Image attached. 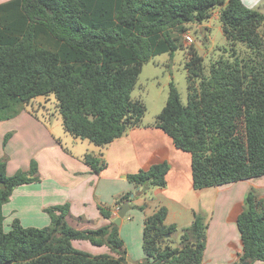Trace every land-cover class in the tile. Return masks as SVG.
Returning <instances> with one entry per match:
<instances>
[{"label":"trees","instance_id":"16d2710c","mask_svg":"<svg viewBox=\"0 0 264 264\" xmlns=\"http://www.w3.org/2000/svg\"><path fill=\"white\" fill-rule=\"evenodd\" d=\"M215 9L225 38L244 49L216 61L205 74L202 57L191 46L185 64L188 101L182 102L171 83L156 126L191 154L196 189L264 176V13L243 0L3 1L0 121L18 115L36 97L53 94L68 133L97 146L111 143L146 114L145 103L132 97L144 63L185 47L187 25H201ZM7 159L0 158V264H130L115 219L96 229H76L67 221L69 203L47 208L49 226L26 227L16 218L6 230L3 205L16 187L39 180L35 160L28 170L9 175ZM85 161L94 172L106 167L92 153ZM169 168L158 162L128 178L137 194L145 195L166 186ZM133 197L123 194L115 206ZM99 210L112 218L111 207ZM167 215L168 208L160 206L146 216L147 256L134 264H203L206 217L196 212L192 223L179 229L166 224ZM237 226L242 252L232 264L264 261V197L254 188L245 195ZM74 240L107 245L118 257L78 249Z\"/></svg>","mask_w":264,"mask_h":264},{"label":"crops","instance_id":"0c3cea01","mask_svg":"<svg viewBox=\"0 0 264 264\" xmlns=\"http://www.w3.org/2000/svg\"><path fill=\"white\" fill-rule=\"evenodd\" d=\"M243 1L264 13V0ZM46 110L30 112L25 107L15 117L0 121V140L11 133L10 143L14 144L7 152L8 174L11 170H28L35 160L39 177L37 181L16 187L3 205L6 230L16 218L26 227L49 226L51 216L47 208L65 203L70 204L67 221L71 226L80 230L96 229L117 218L116 199L132 193L130 209L119 225L130 264L147 256L143 248L144 221L160 206L168 208L166 224H175L179 229L189 226L196 212L207 216L203 264H232L238 260L242 252L238 216L249 189H256L264 197V176L196 189L191 154L178 148L173 139L156 126V119L147 121L144 116L122 136L105 146H97L87 139L72 136L64 129L62 120L58 118V122H53ZM86 153L100 156L106 161V167L94 172L85 161ZM163 161L170 166L166 186L150 188L145 195L137 194L139 188L129 180V175ZM100 205L112 208L111 219L101 214ZM73 244L92 254L109 253L118 257L107 245H93L88 240H74ZM254 264H264V261Z\"/></svg>","mask_w":264,"mask_h":264},{"label":"rangeland","instance_id":"374dc122","mask_svg":"<svg viewBox=\"0 0 264 264\" xmlns=\"http://www.w3.org/2000/svg\"><path fill=\"white\" fill-rule=\"evenodd\" d=\"M218 15V9H215L212 17L204 21L202 25L196 23L188 24L187 33L192 36L193 41L188 43L184 38L185 47L177 49L173 54L168 52L158 54L144 63L138 79V84L134 89L132 96L135 99H142L145 102L147 106L145 119L147 121L155 120L157 115L163 109L168 98L171 83L175 85L180 93L182 102L187 103L188 71L185 64L191 46H193L197 53L202 57V65L205 74L210 73V66L216 61L229 58L234 50L240 51L244 49L242 44L235 45L225 38ZM207 25H209V27H206ZM197 81L199 82L198 79ZM25 107L29 109L30 112L34 109L42 112L43 108H47L46 111L53 122H58L56 121L58 118L62 120L61 113L57 107V100L53 94L49 95V97H36L30 103L26 104L23 109ZM5 136L0 140V146L2 148L1 158L7 157V152L9 153L14 147V144L10 143L12 134L7 138H5ZM18 142V147H20L21 142ZM17 171H19V169ZM17 171L12 172L11 170L9 173L10 175H13ZM204 216L206 217V220H208L205 214ZM180 232L181 231L175 234L173 244L179 242ZM129 261L132 262V259H129Z\"/></svg>","mask_w":264,"mask_h":264},{"label":"water","instance_id":"95a60500","mask_svg":"<svg viewBox=\"0 0 264 264\" xmlns=\"http://www.w3.org/2000/svg\"><path fill=\"white\" fill-rule=\"evenodd\" d=\"M134 195L132 194V197ZM130 209V203H125L123 206L119 208L118 217L115 218L114 222L119 226L121 225L122 219L126 216V213ZM244 264H249V262L245 261Z\"/></svg>","mask_w":264,"mask_h":264},{"label":"built area","instance_id":"2783aa9c","mask_svg":"<svg viewBox=\"0 0 264 264\" xmlns=\"http://www.w3.org/2000/svg\"><path fill=\"white\" fill-rule=\"evenodd\" d=\"M184 38L188 43H191L193 41L192 36L188 34L187 32L184 34ZM120 208V207H119Z\"/></svg>","mask_w":264,"mask_h":264}]
</instances>
